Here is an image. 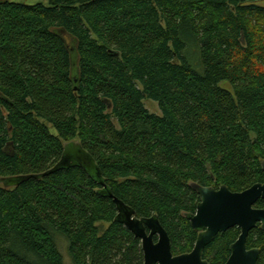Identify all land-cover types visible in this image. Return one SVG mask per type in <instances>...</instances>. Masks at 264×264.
Masks as SVG:
<instances>
[{"label":"trees","instance_id":"trees-1","mask_svg":"<svg viewBox=\"0 0 264 264\" xmlns=\"http://www.w3.org/2000/svg\"><path fill=\"white\" fill-rule=\"evenodd\" d=\"M262 1H0V264H63L57 238L72 264H143L94 168L138 218L157 215L173 255L197 237L190 184H264ZM67 145L92 166L53 171ZM238 233L203 259L224 264ZM246 245L264 264L258 226Z\"/></svg>","mask_w":264,"mask_h":264},{"label":"water","instance_id":"water-1","mask_svg":"<svg viewBox=\"0 0 264 264\" xmlns=\"http://www.w3.org/2000/svg\"><path fill=\"white\" fill-rule=\"evenodd\" d=\"M65 147V155L53 171L74 165L84 168L86 165L92 166L91 160L81 151L76 152L79 156L75 160L71 159L72 150L70 151L68 145ZM260 165L264 173V161ZM92 173L103 188L101 193L112 199L115 205V221L140 241L143 264H209L202 257L204 249L218 234L232 228L239 229V236L230 246V255L224 264H257L259 252L256 249L248 250L246 239L248 233L257 225L264 233V209L254 207L259 200H264V184H254L242 192H231L224 185L215 190L190 184L191 189L198 195L199 202L195 213L185 214V218L198 235L189 253L173 255L169 237L157 215L138 218L131 208L112 195L97 168L92 169Z\"/></svg>","mask_w":264,"mask_h":264},{"label":"rangeland","instance_id":"rangeland-1","mask_svg":"<svg viewBox=\"0 0 264 264\" xmlns=\"http://www.w3.org/2000/svg\"><path fill=\"white\" fill-rule=\"evenodd\" d=\"M0 1H8V2L17 3V4H24L27 6H32V5H35L38 3H43L44 5L46 4L44 2V0H0ZM261 3L264 5V0ZM73 54H74L73 57H75V61L73 60L74 62H72V66L74 65V67L71 68V72H72V75H75L77 73V58H76V53L74 52ZM220 88L225 89L227 91H231V88L227 83H221ZM143 106L149 113L155 114V115H160V111H159V108H158L156 103L145 99V100H143ZM52 133H54V132H52ZM98 226H99L100 230H104L107 228V225L102 224V223L98 224ZM56 243H57V246L60 250L62 258H63V264H72L68 254H67L66 242L64 240H62L61 238H57Z\"/></svg>","mask_w":264,"mask_h":264},{"label":"flooded vegetation","instance_id":"flooded-vegetation-1","mask_svg":"<svg viewBox=\"0 0 264 264\" xmlns=\"http://www.w3.org/2000/svg\"><path fill=\"white\" fill-rule=\"evenodd\" d=\"M254 207H255V206H254ZM257 226H258V225H257ZM257 226H256V227H257ZM258 227H259V226H258ZM191 229H192V228H191ZM236 229H238V228H236ZM254 229H255V228H254ZM238 231H239V229H238ZM223 234H224V233H223ZM248 234H249V233H248ZM197 235H198V233H197ZM218 235H220V234H218ZM218 235H217V236H218ZM217 236H216V237H217ZM238 236H239V233H238ZM247 237H248V236H247ZM196 238H197V237H196ZM237 238H238V237H237ZM154 240H155V238H154ZM236 240H237V239H236ZM236 240H235V241H236ZM195 241H196V240H195ZM235 241H234V242H235ZM246 241H247V239H246ZM234 242H233V243H234ZM233 243H232V244H233ZM232 244H231V245H232ZM231 245H230V246H231ZM246 247H247V245H246ZM247 249H248V247H247ZM204 250H205V249H204ZM248 250H251V249H248ZM256 250H257V249H256ZM229 255H230V247H229ZM202 256H203V255H202ZM228 257H229V256H228ZM258 257H259V256H258ZM227 259H228V258H227ZM226 261H227V260H226ZM257 264H258V262H257Z\"/></svg>","mask_w":264,"mask_h":264}]
</instances>
